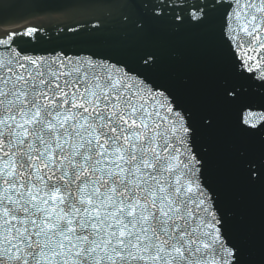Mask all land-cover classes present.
Instances as JSON below:
<instances>
[{
	"label": "snow or ice",
	"instance_id": "obj_1",
	"mask_svg": "<svg viewBox=\"0 0 264 264\" xmlns=\"http://www.w3.org/2000/svg\"><path fill=\"white\" fill-rule=\"evenodd\" d=\"M134 4L143 16L118 23L137 35L214 31L229 68L214 100L262 146L232 169L264 185V0H60L0 22V264H246L199 140L214 107L194 114L155 46L129 60L84 43Z\"/></svg>",
	"mask_w": 264,
	"mask_h": 264
},
{
	"label": "water",
	"instance_id": "obj_2",
	"mask_svg": "<svg viewBox=\"0 0 264 264\" xmlns=\"http://www.w3.org/2000/svg\"><path fill=\"white\" fill-rule=\"evenodd\" d=\"M60 0H0V22L23 24L32 15L58 6ZM124 12L142 17L139 4L117 8L111 28L102 36L84 42L101 51H114L129 60L146 46L158 48L161 57L158 75L171 78L173 86L183 93L198 114L211 104L218 115L217 128L201 132L199 140L211 145L212 164L209 176L222 194L224 206L234 213L233 230L245 243L246 264H264V185L249 186L232 169L238 151L258 156L262 146L258 137H241L231 127L229 109L214 100V84L229 73L228 63L217 47L214 31L192 29L171 31L165 24L146 22V32L137 35L118 23ZM55 43V41H54ZM252 99L259 101L256 94Z\"/></svg>",
	"mask_w": 264,
	"mask_h": 264
}]
</instances>
